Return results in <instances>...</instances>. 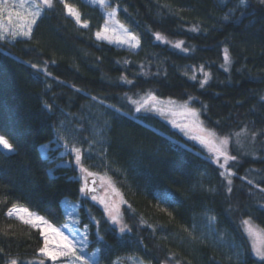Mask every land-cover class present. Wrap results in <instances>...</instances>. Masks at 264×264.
I'll return each mask as SVG.
<instances>
[{"label": "trees", "instance_id": "16d2710c", "mask_svg": "<svg viewBox=\"0 0 264 264\" xmlns=\"http://www.w3.org/2000/svg\"><path fill=\"white\" fill-rule=\"evenodd\" d=\"M65 3L88 27L54 0L30 38L0 40V134L15 148H0V264H33L44 244L39 229L9 218L8 209L25 207L59 226L67 221L65 199L81 202L99 264L125 257L264 264L243 224L264 234V3L108 0L139 38L137 50L96 38L105 21L99 8ZM201 69L210 78L203 86ZM146 93L188 103L219 137L246 130L245 144L228 145L233 175L222 176L200 146L158 116H133L128 99ZM66 145L80 149L83 168L109 177L122 193L127 231L117 232L84 198Z\"/></svg>", "mask_w": 264, "mask_h": 264}, {"label": "snow or ice", "instance_id": "6c2138e0", "mask_svg": "<svg viewBox=\"0 0 264 264\" xmlns=\"http://www.w3.org/2000/svg\"><path fill=\"white\" fill-rule=\"evenodd\" d=\"M61 3L64 4V7L67 9L69 15L75 18L77 24H81V14L80 12L70 7L65 0H60ZM93 3H98L101 7L107 6V0H92ZM261 3H264V0H261ZM54 7V0H19V8L22 11H15V16L18 18V23L16 25H12V13L8 16L9 26L6 28L3 23H0V40L5 39L6 35L11 36L12 39L17 38L18 36L24 37H31L33 26L37 23V20L41 17L45 8H52ZM6 10V6L4 4H0V14H2ZM110 18L115 17L116 10L113 9L112 12L109 14ZM118 23V21H117ZM83 27H88L87 22L82 23ZM120 29L123 30V36L120 38L121 43H128L132 47H137L140 43L139 38L131 33H128L126 29H124L123 25H119ZM195 30V29H193ZM112 32L115 33V28H109L108 23L105 22V26L102 31H98L96 33L97 39L106 38L103 34ZM157 39H164L159 33L156 34ZM183 44L182 41L176 43V47H181ZM224 63L225 65L230 63V55L228 49H224ZM33 68H36V65H32ZM203 71V69H201ZM204 80L201 83L203 86L204 83H207L208 74H204ZM195 79V76L192 77ZM137 104V111L144 109L147 106H151L152 108L156 109L157 111L164 113L165 109L163 107H157L158 98L148 93L146 97L142 98L141 101H134ZM169 104L174 103L173 101H169ZM183 109L182 114H186L193 118L192 123L195 124L199 128V132L196 136H193V139H197L203 144L210 153L213 154L217 163L220 164L221 168H225V172H221L222 176L226 175L227 177H231L233 173L231 172L230 168H226V165L229 164V161L236 160V156L229 154V140L228 136L219 137L217 134L211 130L205 129L202 127V122L199 121L198 113L196 109L189 108L187 104L181 105ZM177 127L189 128L190 125H176ZM239 135V134H237ZM0 147L8 151H14L13 144L9 142L4 135H0ZM73 151L76 153V163H81V151L78 148H74ZM221 158H223V163H220ZM81 171L85 173V182L84 185L81 187L80 191L84 193L86 190L94 191V189H88V177L95 176V173L88 171L86 168H81ZM101 180H107L110 184V178L101 177ZM94 183V181H93ZM228 183L231 184L232 180L228 179ZM231 190V189H229ZM93 199H96L93 196ZM103 202V201H101ZM106 211H109L110 218L112 219L113 223H120L118 216L112 215L111 211L108 209L107 205L105 207ZM6 215L11 218L15 216L19 219L23 224L30 225L32 228L41 229L40 234L44 237V244L41 248H39V253L43 257V259L39 260V264H45V259L52 262V264H56L57 261H61L62 258H66L62 261V264H97L95 261V253L92 254L93 258L89 259L86 257L82 249L78 248L75 241L70 239L66 236L60 229H56L50 224L44 217L36 215L29 211V209L13 205L11 208L8 209ZM76 223L77 221H73ZM243 224L248 227V231L252 234V228L250 226V221H243ZM64 227H68L67 224ZM86 227V226H85ZM126 226H121L120 231L123 232ZM47 231H51L55 234L56 237L59 238V244L56 248H50L49 246V236L47 235ZM87 236L85 235V240ZM255 254L261 261H264V247H256L253 246ZM10 264H17V260L12 259Z\"/></svg>", "mask_w": 264, "mask_h": 264}, {"label": "rangeland", "instance_id": "374dc122", "mask_svg": "<svg viewBox=\"0 0 264 264\" xmlns=\"http://www.w3.org/2000/svg\"><path fill=\"white\" fill-rule=\"evenodd\" d=\"M86 1L89 2L91 5L99 8L104 13L105 21L102 24L100 31H102V29L104 28L105 22L108 23V27L110 29L111 28L116 29L115 33L108 32V33L103 34L106 38H101L99 40L108 42L110 44H113V45H116L119 47L128 48L131 50H137L138 49L139 45L137 47H132L128 43H121L120 42V38H122V36H123V30L120 29L119 25H123V24L118 20L116 15H115V17L110 18L109 14L112 12L113 9L110 8V6L108 5V0H107V6L106 7H101L98 3H93L92 0H86ZM0 4H4L6 6V10L2 14H0V23H3L5 25V27L7 28L9 26L8 16L10 13H12V25H16L18 23V18L15 16L14 13H15V11H22L19 8V0H0ZM70 7H72V6H70ZM46 9L47 8L44 9L43 13L45 12ZM115 10L117 12V9H115ZM43 13H42V15H43ZM117 21H118V23H117ZM82 23H83V21H82ZM82 23L80 25H82ZM34 26H33V28H34ZM124 29H126L128 33L135 35L126 26H124ZM23 37L24 36H18L17 38H23ZM17 38H15V39H17ZM96 38H97V36H96ZM15 39H12L11 36L6 35L5 39H3V40H8V41L12 42ZM156 40L157 41H164V39H157V38H156ZM224 68H226L225 64H224ZM197 72H199L203 75V79L205 78L204 74L206 72L204 70L203 71L197 70ZM209 79L210 78L208 76L207 81H209ZM147 94L148 93L139 94L135 97H130L128 99L130 106L132 108V111H133V116L138 115V114L139 115H141V114H152V115L158 116L159 118H161L165 122L169 123L172 126V128H174L176 131L180 132L184 136V138H186L188 141L193 142V143L197 144L198 146H200L201 149L204 152H206L208 157L213 162H215L216 164H218L220 166V164L216 162L213 154L210 153L208 151V149L203 144L200 143L199 140L192 138L193 136H196V135L201 134V133L199 132V128L195 124L192 123L193 118L190 116H187L186 114H182L183 109L181 108V105H184L186 102L173 100V99H163V98H159L156 96L158 98V102H159L157 104V107H163L165 109L163 114H161V112L157 111L156 109L152 108L151 106H147L144 109L137 111V104L134 103V101H141L142 98L146 97ZM169 101H173L174 103L169 104L168 103ZM186 104L189 108H192L188 103H186ZM192 109H194V108H192ZM196 111L198 113L199 121L202 122V127L207 129L203 120H202L201 112L199 110H196ZM185 124L190 125V127L189 128H183V127H177L176 126V125H185ZM237 134H239V135H237ZM0 135H2V134H0ZM245 137H246V130H242V131L236 133L234 138H230L229 142L237 144V145H239V144L243 145V144H245V141H246ZM247 144H249V143H247ZM0 148L4 151L10 153V151L5 150L2 147H0ZM74 148L75 147H70V146L66 145L64 148V153H72L76 157V153H75V151H73ZM42 149L45 153L46 148L42 147ZM11 152H13V151H11ZM220 163H223V158H221ZM76 166L78 167V170L80 173V178L82 179V182H83L82 184L84 185L85 173H83L81 171V168H83V166L81 163L80 164L76 163ZM226 168H227V165H226ZM222 170H223V172H225V168H222ZM95 176H97L99 178V180H98V192L92 196H86L83 193L84 198L87 199L88 201H90L93 205H95L97 207V209H99L102 212V215L110 222L111 226H113L117 232L123 233V232L127 231L128 226L123 219V209L127 204H126V201H125L122 193L117 189V187L114 185V183L112 182L111 179H110L111 180L110 184L107 182V180H101L100 179L101 177H105V178H109V177H107L105 175H99V174H96ZM93 196H95L96 199H93ZM101 201H103V202H101ZM106 205H107L108 209L111 211L112 215L118 216L120 223H113L112 219L110 218L109 211L105 210ZM80 206H81V202H71L68 199H65L64 200V208L66 210L67 221L64 224L57 226V225H54L51 222H49L46 218L45 219L50 224H52L54 228L60 229L66 236H68L70 239H73L75 241L77 247L82 249V252L86 257H88L89 259H92L93 258L92 254L95 253L94 259L97 262V264H99V261H98L99 260V251H98V249L91 250L89 248V241H90L89 240V225L86 223L83 224L81 222ZM85 210H86L87 217L90 219L91 222L95 223L96 229H98L99 228L98 218L94 215V212L91 211V209L89 208V206L87 204L85 205ZM32 213L39 215L35 212H32ZM39 216H41V215H39ZM13 217L16 218L15 216H13ZM74 220L77 222L74 223L73 222ZM65 224H67L68 227H64ZM121 226H126L125 230L123 232L120 231ZM250 226L252 228V234L249 233L248 227L247 226H245V227H246L247 233L249 234V237L251 238L253 246L255 245L256 247H264V234H263V232L254 224L250 223ZM39 230L41 231V229H39ZM47 235L49 236L50 248H56L59 244V238L56 237L55 234L51 231H47ZM85 235L87 236L86 240H85ZM43 240H44V237H43ZM39 255H40V258L37 260H34L31 263L39 264V260L43 259V257L41 256L40 253H39ZM64 259H66V258H62V260L57 261L56 264H62V261ZM47 262H49V264H52L51 261L45 259V263H47ZM115 264H148V263H145V262H143L140 259L135 258V257H125L124 259L117 260L115 262Z\"/></svg>", "mask_w": 264, "mask_h": 264}, {"label": "water", "instance_id": "95a60500", "mask_svg": "<svg viewBox=\"0 0 264 264\" xmlns=\"http://www.w3.org/2000/svg\"><path fill=\"white\" fill-rule=\"evenodd\" d=\"M88 180V189H94V191H88L86 190L84 194L86 196H92L98 192V180L99 178L97 176H91L87 178ZM94 181V183H93Z\"/></svg>", "mask_w": 264, "mask_h": 264}]
</instances>
